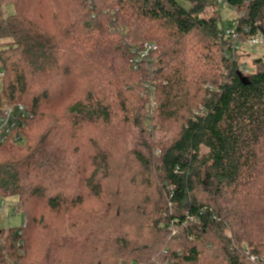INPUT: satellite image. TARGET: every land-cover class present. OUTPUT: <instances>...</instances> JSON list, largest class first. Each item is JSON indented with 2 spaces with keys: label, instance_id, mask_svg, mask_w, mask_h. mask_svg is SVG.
Masks as SVG:
<instances>
[{
  "label": "trees",
  "instance_id": "1",
  "mask_svg": "<svg viewBox=\"0 0 264 264\" xmlns=\"http://www.w3.org/2000/svg\"><path fill=\"white\" fill-rule=\"evenodd\" d=\"M227 1L234 39L204 0H0V112L32 115L0 147L27 220L1 229L0 264H264V58L244 84L234 48L264 38V0Z\"/></svg>",
  "mask_w": 264,
  "mask_h": 264
},
{
  "label": "built area",
  "instance_id": "2",
  "mask_svg": "<svg viewBox=\"0 0 264 264\" xmlns=\"http://www.w3.org/2000/svg\"><path fill=\"white\" fill-rule=\"evenodd\" d=\"M218 4L223 5L227 4V0H217ZM228 33L232 36L234 39L237 37V32L234 27H230ZM250 45H258V46H264V38L262 35H255L252 36V38L249 39ZM158 49V45H156L155 42H143L140 44V48L134 51V57L131 59L132 66L135 70L139 69L140 64L144 61L145 58L149 57L153 51ZM5 76V72L0 68V81H2ZM206 89L211 90L213 87L210 84L204 85ZM144 88L147 89V91H151V96L149 97V116L151 117L154 113L155 108L158 106L157 102L155 101V97L153 95L154 89L151 88V84H145ZM207 109L205 105L199 104L196 108L192 110V116L195 118L199 116H206ZM32 115L28 109L27 106H24L22 103H11L4 105L1 112H0V147L1 146H11V145H20L25 140L24 131L27 126V119L31 118ZM152 118V117H151ZM152 126V125H151ZM19 206H18V199L16 200H9L5 197V195H0V231L4 228L5 235L8 233L9 228L7 225H2L3 221L6 222L8 219V213H15L19 212ZM25 222L18 227L16 230V234H21V228L26 225L27 220L24 218ZM20 244H23V241L20 242ZM245 247V252L248 254L250 252L249 247ZM255 258L253 257V260ZM17 264V263H12Z\"/></svg>",
  "mask_w": 264,
  "mask_h": 264
},
{
  "label": "rangeland",
  "instance_id": "3",
  "mask_svg": "<svg viewBox=\"0 0 264 264\" xmlns=\"http://www.w3.org/2000/svg\"><path fill=\"white\" fill-rule=\"evenodd\" d=\"M178 2H181L182 5L184 7H186L187 9L190 8L195 0H177ZM205 2V10L202 14V16H204L205 18L209 19L210 17H215L217 18V20L219 21V24L221 25V27L225 28L227 31V35H228V31H229V26L232 25L234 26V24H236V22L238 21L237 18L243 16V11H234V9L227 3V4H223V5H219L217 4V2L215 0H204ZM13 7L9 6L8 11L9 12H13ZM249 39L250 38H246V39H238L237 43L235 42L234 48L237 52V56H238V60L241 64L240 66V70L243 71V73L245 75H249L251 73H253V71H255V65H254V61L255 59L259 58V57H263L264 58V46H258V45H250L249 43ZM148 42V41H147ZM152 42V41H150ZM154 42V41H153ZM2 81H0V85H1ZM143 91V90H142ZM144 93V92H143ZM198 102L200 103L201 101L198 100V98L196 99V102L193 104V109L197 107ZM11 103H17V101L15 102H11ZM11 103H7V104H11ZM20 103V102H18ZM6 104V105H7ZM24 105V104H23ZM25 106V105H24ZM192 109V110H193ZM30 119V118H28ZM27 119V120H28ZM153 120V119H152ZM153 122V121H152ZM28 123V121H27ZM147 123L145 128L147 127L149 135H150V140L155 144L161 146L163 144V142H166L168 140V135L166 132L162 131V129L160 128V125L157 124V126H155V128L153 129V125L151 124V121ZM152 125V126H151ZM26 131H27V126L26 129L24 131V135H25V140L22 144L20 145H11L12 147H23L27 144L28 141V137L26 135ZM131 132H133L134 134H137V129L136 128H131ZM206 149H203V152H205ZM157 154V153H156ZM3 195V194H0ZM5 197L9 200H16L17 196H11V195H5ZM25 216L22 212H15V213H8V219L6 220V222L3 221L2 225H7V227L9 228V230L13 229H17L18 227H20L23 222H25L24 220ZM1 226V225H0ZM249 247L248 242L244 241L243 247Z\"/></svg>",
  "mask_w": 264,
  "mask_h": 264
},
{
  "label": "water",
  "instance_id": "4",
  "mask_svg": "<svg viewBox=\"0 0 264 264\" xmlns=\"http://www.w3.org/2000/svg\"><path fill=\"white\" fill-rule=\"evenodd\" d=\"M238 76L240 77V80H241L242 83L248 84L250 82L249 81V77L247 75H245L243 73V71L239 70Z\"/></svg>",
  "mask_w": 264,
  "mask_h": 264
}]
</instances>
